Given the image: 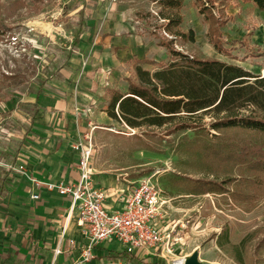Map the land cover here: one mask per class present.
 <instances>
[{
  "label": "rangeland",
  "instance_id": "374dc122",
  "mask_svg": "<svg viewBox=\"0 0 264 264\" xmlns=\"http://www.w3.org/2000/svg\"><path fill=\"white\" fill-rule=\"evenodd\" d=\"M213 1V14L206 18L196 0H185L178 13L183 19L179 30L193 31L194 40L175 37L176 48L264 74V12L242 0ZM158 12L152 0H0V130L11 115L25 117L21 108L29 107L41 87L50 90L53 83H62L92 97L96 102L86 103L98 116L81 118L87 130L79 142L92 148L95 166L116 173L125 185L152 179L162 201L168 202L164 226L175 227V251L146 259L176 264L197 253L202 264H264V250L257 249L264 238V198L246 211L228 196L189 195V180L223 178L201 161L199 147L211 142L206 130L132 128L102 113L112 90L128 89L140 60L169 61L152 34L158 29L161 39H173L161 31L164 21ZM83 34L77 49L74 40ZM119 37L131 40L121 51L108 44ZM210 39H220L231 55L219 54ZM210 120L205 115L203 123L208 126ZM224 228L236 247L250 234L262 235L225 251L216 244V234Z\"/></svg>",
  "mask_w": 264,
  "mask_h": 264
},
{
  "label": "trees",
  "instance_id": "16d2710c",
  "mask_svg": "<svg viewBox=\"0 0 264 264\" xmlns=\"http://www.w3.org/2000/svg\"><path fill=\"white\" fill-rule=\"evenodd\" d=\"M152 1L159 8L157 18L164 21L161 31L173 39H161L158 29L152 34L170 59L167 62L140 60L135 66V79L128 82V89L111 91L106 112L109 117L132 128L169 125L176 130H206L211 142L199 147L201 161L211 171L223 173V178L191 179L189 195L228 196L234 206L251 211L264 198V74L220 60L200 59L178 50L175 37L194 40L193 31L186 34L179 30L183 19L178 13L185 0ZM196 1L201 15L211 17L214 1ZM242 1L264 12V0ZM79 39L80 35H77L74 47ZM209 43L219 54L231 55L220 39H210ZM143 65L158 68L152 71ZM42 92L43 89H39L37 100L28 108H21L25 117L11 115L3 122L0 162L5 166L0 168V189L11 182L9 177L15 171L21 146L29 141L32 125L40 111L38 98ZM205 115L211 118L208 126L203 123ZM13 143L18 144L10 151ZM253 237V234L246 236L236 247L231 244L229 229L224 228L216 234V244L225 251L227 248L238 249L257 238ZM257 249L264 250V238ZM114 255L127 257L134 264H158L138 260L127 251Z\"/></svg>",
  "mask_w": 264,
  "mask_h": 264
},
{
  "label": "crops",
  "instance_id": "0c3cea01",
  "mask_svg": "<svg viewBox=\"0 0 264 264\" xmlns=\"http://www.w3.org/2000/svg\"><path fill=\"white\" fill-rule=\"evenodd\" d=\"M83 38L84 34L80 36L81 40ZM110 41L108 44L118 48V51L131 44L130 39L122 37ZM40 89H43L38 98L40 111L32 125L29 141L21 146L16 164L22 163L25 170L14 168L9 177L11 182L0 189V264H125L126 261L134 264L127 257H115V253L124 250L112 241L96 245L92 249L91 260L85 263L82 253L89 240L80 230L71 199L47 188L49 183H77L78 143L87 130L81 118L85 114L97 118L96 110L89 105L96 100L66 89L62 83H53L51 91L43 87ZM38 91L28 103L37 100ZM102 113L113 119L107 112ZM10 145L9 150L14 151L13 145ZM2 151L0 147V153ZM0 164L5 166L4 162ZM94 167L97 185L108 193L106 207L111 211L121 210L131 186L136 183L125 185L119 182L120 177L116 173L95 166V163ZM34 195L40 199L33 200ZM167 204L165 201L156 225L172 237L175 248V227L164 226L168 219ZM57 250L59 254H56ZM159 253L162 256L166 253L164 247L136 252L131 256L148 260L146 258L151 259L150 256H160Z\"/></svg>",
  "mask_w": 264,
  "mask_h": 264
},
{
  "label": "built area",
  "instance_id": "2783aa9c",
  "mask_svg": "<svg viewBox=\"0 0 264 264\" xmlns=\"http://www.w3.org/2000/svg\"><path fill=\"white\" fill-rule=\"evenodd\" d=\"M78 149L77 183H49L47 188L71 199L80 230L89 240L88 247L82 253L83 261L89 262L92 249L106 241L114 242L129 253L158 250L161 247L173 253L172 237L156 225L164 206L159 186L152 179L140 180L130 188L123 208L111 211L106 207L107 191L95 181L92 148L79 142ZM17 168L19 171L25 170L22 163ZM39 199L38 195L33 196V200ZM59 253L57 250L56 254Z\"/></svg>",
  "mask_w": 264,
  "mask_h": 264
},
{
  "label": "water",
  "instance_id": "95a60500",
  "mask_svg": "<svg viewBox=\"0 0 264 264\" xmlns=\"http://www.w3.org/2000/svg\"><path fill=\"white\" fill-rule=\"evenodd\" d=\"M185 264H202V263L199 260V255L195 253L186 260Z\"/></svg>",
  "mask_w": 264,
  "mask_h": 264
},
{
  "label": "bare ground",
  "instance_id": "6f19581e",
  "mask_svg": "<svg viewBox=\"0 0 264 264\" xmlns=\"http://www.w3.org/2000/svg\"><path fill=\"white\" fill-rule=\"evenodd\" d=\"M185 262H186V260L183 259V261H180V260H179V262L176 263V264H185Z\"/></svg>",
  "mask_w": 264,
  "mask_h": 264
}]
</instances>
